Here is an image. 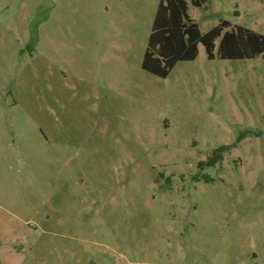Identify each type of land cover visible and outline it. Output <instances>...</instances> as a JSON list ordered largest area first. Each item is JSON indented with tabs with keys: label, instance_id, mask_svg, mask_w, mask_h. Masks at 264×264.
Masks as SVG:
<instances>
[{
	"label": "rangeland",
	"instance_id": "rangeland-1",
	"mask_svg": "<svg viewBox=\"0 0 264 264\" xmlns=\"http://www.w3.org/2000/svg\"><path fill=\"white\" fill-rule=\"evenodd\" d=\"M159 1L0 0V264H264V58L145 71Z\"/></svg>",
	"mask_w": 264,
	"mask_h": 264
},
{
	"label": "trees",
	"instance_id": "trees-1",
	"mask_svg": "<svg viewBox=\"0 0 264 264\" xmlns=\"http://www.w3.org/2000/svg\"><path fill=\"white\" fill-rule=\"evenodd\" d=\"M190 1L193 6L202 7L208 0ZM200 43L209 59L216 56L221 59L264 58V34L242 25H232L228 20L202 33L189 13V0H160L142 68L166 78L178 62L197 58Z\"/></svg>",
	"mask_w": 264,
	"mask_h": 264
}]
</instances>
